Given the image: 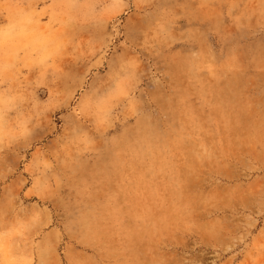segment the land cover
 I'll use <instances>...</instances> for the list:
<instances>
[{
	"label": "rangeland",
	"instance_id": "374dc122",
	"mask_svg": "<svg viewBox=\"0 0 264 264\" xmlns=\"http://www.w3.org/2000/svg\"><path fill=\"white\" fill-rule=\"evenodd\" d=\"M0 264H264V0H0Z\"/></svg>",
	"mask_w": 264,
	"mask_h": 264
}]
</instances>
